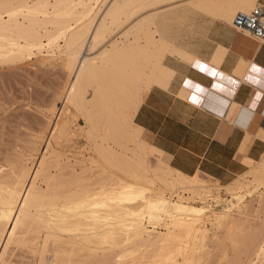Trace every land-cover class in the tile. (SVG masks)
<instances>
[{"label":"bare ground","instance_id":"bare-ground-1","mask_svg":"<svg viewBox=\"0 0 264 264\" xmlns=\"http://www.w3.org/2000/svg\"><path fill=\"white\" fill-rule=\"evenodd\" d=\"M254 3L0 0V65L36 56L67 75L50 135L62 149L49 147L31 170L43 130L0 166V264H264V154L243 155L247 169L223 186L232 198L217 210L211 186L221 184L172 168L132 121L147 89L173 73L164 54L179 52L157 33V14L184 8L230 23ZM79 139L86 152L74 145L67 156ZM249 183L263 190L240 207ZM10 245L32 261L6 259Z\"/></svg>","mask_w":264,"mask_h":264},{"label":"crops","instance_id":"crops-1","mask_svg":"<svg viewBox=\"0 0 264 264\" xmlns=\"http://www.w3.org/2000/svg\"><path fill=\"white\" fill-rule=\"evenodd\" d=\"M154 24L180 57L164 54L162 65L173 73L162 82L166 87L147 89L132 121L172 168L226 183L247 169L245 158L255 161L264 152V72L251 71L252 64L264 69V45L224 20L190 9L157 14Z\"/></svg>","mask_w":264,"mask_h":264},{"label":"rangeland","instance_id":"rangeland-1","mask_svg":"<svg viewBox=\"0 0 264 264\" xmlns=\"http://www.w3.org/2000/svg\"><path fill=\"white\" fill-rule=\"evenodd\" d=\"M44 53L43 51L42 54ZM35 58L36 56L31 57V59H23L22 62L12 63L13 65H0V166L1 164L5 165L8 163L11 158L15 160L19 153H27L29 151L27 150L28 146L32 145L31 142L35 140L36 135L40 136L43 130L42 140L36 145L37 150L31 152L32 157L27 160L26 164L30 166V169L34 170L35 166H37L41 154L47 153L48 155L49 147L51 148L52 145L58 150L62 149V147H57L53 143L50 135L52 133L51 128L56 123L60 110L63 107V91L67 75L61 66L47 62L41 63V61L37 60V58L35 60ZM51 105L52 108H56L53 115L50 114V111H52ZM49 116L51 117L50 122ZM78 123L83 124L82 120H79ZM46 125H48L47 128L45 127ZM74 140L77 142V139ZM47 142L50 145H47ZM74 145L83 146L82 150L86 148V145H82L79 139V143L73 145L70 143V146L65 147L64 153L67 156H72L73 153H77V150L79 151L80 148L76 150L75 148L77 147ZM45 146L48 148L44 149L46 148ZM82 150V153L86 152ZM52 171L54 172V169ZM94 172L97 174L96 171ZM200 175L204 176L203 174ZM243 176L249 175L245 174ZM95 177L98 178L99 175L97 174ZM246 178L248 179L249 177ZM226 183H219L222 188L211 186V194L213 196L212 206L217 210L222 207L223 203L228 202L232 198L231 194L223 187ZM262 190L263 187L260 184L249 183L247 186L243 185L242 192L245 193V197L240 207H243L245 203L248 205L251 197ZM233 212L237 214L236 208H234ZM11 247L10 245L7 250L6 259L18 262L21 258L26 262V259L29 257L27 261H32L31 255L25 253L26 251Z\"/></svg>","mask_w":264,"mask_h":264},{"label":"built area","instance_id":"built-area-1","mask_svg":"<svg viewBox=\"0 0 264 264\" xmlns=\"http://www.w3.org/2000/svg\"><path fill=\"white\" fill-rule=\"evenodd\" d=\"M229 24L238 33L245 32L246 37L264 45V0H255L247 12L236 13Z\"/></svg>","mask_w":264,"mask_h":264},{"label":"snow or ice","instance_id":"snow-or-ice-1","mask_svg":"<svg viewBox=\"0 0 264 264\" xmlns=\"http://www.w3.org/2000/svg\"><path fill=\"white\" fill-rule=\"evenodd\" d=\"M198 66L201 68L202 71H207L206 66H204V65H198ZM251 71L254 73H261V72H264V69H262L261 67H258L256 64H252ZM210 74L213 76L217 75L215 70H211ZM256 82H258V81H256ZM185 83L189 84V86H191V82H185ZM195 88L197 91H203V89L200 88L199 85H195ZM195 99H196L195 96H193L194 102H195Z\"/></svg>","mask_w":264,"mask_h":264}]
</instances>
